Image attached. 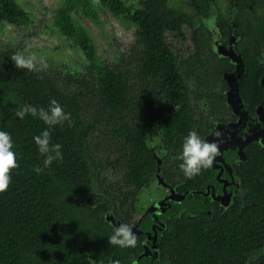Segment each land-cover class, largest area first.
Listing matches in <instances>:
<instances>
[{
    "label": "trees",
    "instance_id": "1",
    "mask_svg": "<svg viewBox=\"0 0 264 264\" xmlns=\"http://www.w3.org/2000/svg\"><path fill=\"white\" fill-rule=\"evenodd\" d=\"M100 3L114 17L138 26L136 44L119 64L94 63L74 77L16 67V52L0 49V130L11 134L18 164L0 192V264H127L136 244L109 243L114 232L100 218L110 201L106 197L119 204L121 213L127 208L137 214L134 201L154 166L144 134L159 126L162 146L173 148L171 155L178 159L192 127L185 87L173 78L176 59L163 38L164 31L178 30L177 15L160 0H144L137 9L121 0ZM66 9L65 4L59 8L57 24L88 56L93 44ZM23 18L14 0H0V19ZM247 66L241 82L245 94L255 88L252 65ZM53 99L69 120L49 125L39 114L16 115L25 104L47 111ZM44 129L50 145L60 144L62 152V159L47 167L33 140ZM169 161V168H179ZM107 166L117 169L120 179L106 187L99 173ZM161 235L160 264H264V216L254 213L172 218Z\"/></svg>",
    "mask_w": 264,
    "mask_h": 264
},
{
    "label": "flooded vegetation",
    "instance_id": "2",
    "mask_svg": "<svg viewBox=\"0 0 264 264\" xmlns=\"http://www.w3.org/2000/svg\"><path fill=\"white\" fill-rule=\"evenodd\" d=\"M121 1L137 9L141 8L144 0H137L135 4ZM160 1L180 21L178 30L164 31L163 38L176 59L178 72L173 78L185 87L189 101L192 115L189 132L196 131L202 140L214 142L217 154L210 167L201 168L199 173L189 178L180 167L174 170L169 168L171 159L176 166L182 163V149L177 154L178 159H175L171 155L174 149L162 146L164 135L159 126L152 127L144 134L154 165L160 168L164 181L161 188L165 193L156 202L150 199L153 204H148V209L144 208L141 212L138 208V196L140 191L147 189L150 182L148 180L134 201L137 214H132L127 208L125 214L121 213L119 204L108 195L106 199L109 198L110 201L100 215L105 228L113 232L115 228L105 219L110 214L120 223L133 227L137 249L127 264H160L158 243L155 253L150 249L146 251L145 247L150 246L149 240L157 238L168 229L172 218H196L204 215L214 217L232 211L240 216L248 212L254 213L256 217L264 216V2L188 0L187 8L192 11V15H189L186 11L169 6L167 0ZM125 22L136 28L132 45L134 47L138 26L133 22ZM186 30L190 31L193 46L190 51L185 48V53L179 54L177 51L180 49L174 48L168 39L170 36L183 42ZM218 47L225 48L226 51L230 48V53L236 55L239 64H233L230 58L217 54L215 49ZM247 64L252 65L250 77L255 88L250 87L245 94L241 82L248 76ZM190 65L197 66L194 69ZM232 74L237 76L233 75L231 79L229 76ZM229 84L237 85L234 96V89ZM229 101L235 104L236 111ZM147 134L151 136L150 142L146 140ZM109 170L117 176V180L120 179L119 171L107 166L100 171V180H103L102 172ZM154 206L157 207L153 209Z\"/></svg>",
    "mask_w": 264,
    "mask_h": 264
},
{
    "label": "rangeland",
    "instance_id": "3",
    "mask_svg": "<svg viewBox=\"0 0 264 264\" xmlns=\"http://www.w3.org/2000/svg\"><path fill=\"white\" fill-rule=\"evenodd\" d=\"M124 1L129 4L137 2V0ZM14 2L24 14V18L14 22L0 19V49L13 50L17 55L26 58L34 53L37 57L34 69L46 68L51 73L58 72L78 77L84 75L90 65L94 63L119 64L123 58L129 55V50L134 44L136 28L128 22L113 17L100 3V0H86L84 5L76 6H72V3L67 0H14ZM187 2L188 0H167L169 6L192 15V11L187 8ZM63 4L67 7L65 12L70 16L73 25L81 30L93 44V52L88 56L82 53L74 41L57 24V13ZM168 40L174 48L180 49L177 51L179 54H184L185 48L190 51L193 46V41H190V31L187 32V30L183 42L174 40L170 36ZM215 50L220 56L230 58L233 64H239L236 55L230 53V48H227V51L225 48L219 47ZM41 57L47 67L40 64ZM146 140L151 141L150 134L146 135ZM160 176L158 165L148 169L147 177L150 182L147 189L140 191L138 196V208L141 212L144 208L146 210L148 204L152 203L150 199L156 202L165 193L161 188L162 185H159L156 179H162ZM102 179L107 187L108 184L117 181V176L110 170L103 171ZM155 182L157 183L155 184ZM157 206H154L153 209ZM149 208L152 209V207ZM110 216L111 214L105 219L109 225L116 228L117 226L112 225L107 219ZM131 229L134 233L133 227Z\"/></svg>",
    "mask_w": 264,
    "mask_h": 264
},
{
    "label": "clouds",
    "instance_id": "4",
    "mask_svg": "<svg viewBox=\"0 0 264 264\" xmlns=\"http://www.w3.org/2000/svg\"><path fill=\"white\" fill-rule=\"evenodd\" d=\"M12 59L15 61L16 67H26L33 69L37 57L34 53L27 58L21 55H14ZM40 64L47 67L43 58L40 59ZM26 114H31L44 120L46 124L54 125L61 123L64 120H69L70 114L63 111L61 105L55 100L50 101V107L46 111L44 108L39 110L30 105L25 104L21 107L16 115L21 119ZM217 135H219L217 133ZM40 153L45 154L43 161L44 166H49L53 160L62 159V152L60 151V144L50 145V133L48 129H44L39 135L33 137ZM217 154V145L214 142L202 140L196 131H190L184 138L180 159L182 163L179 165L184 175L192 177L199 173L201 168L210 167L212 161ZM17 158L13 151V141L11 134L7 131L0 130V192L7 189L11 180L10 170L16 168ZM42 169L37 166L34 171L39 173ZM110 244L119 245L121 247L135 246L136 237L132 229L127 224H119L114 230L113 235L108 237ZM113 264H119V261H114Z\"/></svg>",
    "mask_w": 264,
    "mask_h": 264
},
{
    "label": "water",
    "instance_id": "5",
    "mask_svg": "<svg viewBox=\"0 0 264 264\" xmlns=\"http://www.w3.org/2000/svg\"><path fill=\"white\" fill-rule=\"evenodd\" d=\"M233 75H236L237 76V74H232V75H230V78L233 76ZM238 78V77H237ZM237 78H235V80H234V82H236V79ZM232 79V78H231ZM228 80V79H227ZM230 85V88L231 89H234V92L235 93H233V96L237 93V85H231V84H229ZM230 95V94H229ZM231 96V95H230ZM237 96V95H236ZM230 102V104H231V106L234 108V110L236 111V106H235V104L233 103V102H231V101H229ZM239 102V101H238ZM238 102H236V104H238ZM254 137V136H253ZM161 175V174H160ZM161 177V176H160ZM157 180H158V184L160 185H164V181L161 179V178H156ZM161 181V182H160ZM184 197V196H183ZM108 220H110V222L112 223V225H116V226H119V224H121V223H119L118 221H116L115 219H114V217H113V215H111L110 216V218H107ZM124 224V223H123ZM154 232V235H155V231H153ZM160 237H161V234L160 235H158V237L157 238H153L152 240H149V242H150V246H146L145 247V250L146 251H148L149 249L153 252V253H155V248H156V245H157V243H158V241H159V239H160ZM109 264H111V263H109Z\"/></svg>",
    "mask_w": 264,
    "mask_h": 264
}]
</instances>
